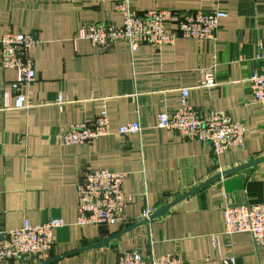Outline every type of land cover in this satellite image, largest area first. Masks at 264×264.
Instances as JSON below:
<instances>
[{
  "label": "crops",
  "instance_id": "crops-1",
  "mask_svg": "<svg viewBox=\"0 0 264 264\" xmlns=\"http://www.w3.org/2000/svg\"><path fill=\"white\" fill-rule=\"evenodd\" d=\"M117 1L0 0V39L13 31L41 40L31 50L37 77L24 86L23 109L15 108L17 72L3 67L0 49V227L63 222L52 252L32 264L55 257L47 264H116L128 250L183 264H225L231 256L234 264H264V245L251 234L222 235L227 205L264 202V160L251 164L264 158V110L246 80L264 67V0H133L140 11L225 10L215 42L179 36L162 52L148 45L132 52L125 42L102 49L81 38L86 22L122 23ZM203 68L214 69L217 86H201ZM182 88L203 113L242 121L247 147L217 155L208 142L157 128L160 112L180 106ZM103 110L111 134L62 142L67 128ZM134 121L142 134H118ZM95 169L126 174L122 188L133 200L124 224L77 223L79 183ZM146 207L169 208L136 225Z\"/></svg>",
  "mask_w": 264,
  "mask_h": 264
},
{
  "label": "built area",
  "instance_id": "built-area-1",
  "mask_svg": "<svg viewBox=\"0 0 264 264\" xmlns=\"http://www.w3.org/2000/svg\"><path fill=\"white\" fill-rule=\"evenodd\" d=\"M122 23L86 22L80 37L93 46L109 49L125 42L132 52L141 45H148L158 52L176 42L179 36L196 40H217L219 22L227 17L222 9H198L180 12L176 8L160 7L140 11L133 0H118L115 4ZM41 43L38 33L9 31L0 39L2 65L14 69L17 80L13 83L16 97L15 108L28 107L24 86L36 80L34 57L31 50ZM201 86L212 88L218 85L212 68L202 69ZM254 99L264 110V67L247 77ZM180 106L174 112L163 111L157 115L156 127L177 132L183 140L203 141L211 144L215 154L232 153L247 147L246 126L234 120L226 111L203 113L190 103V88L180 89ZM144 128L139 121L121 125L120 135L142 134ZM111 119L106 110L101 111L92 122L83 121L66 129L62 142L77 145L91 142L111 134ZM125 173L109 169L89 172L78 187V218L81 226L86 224H124L126 210L132 197L123 191ZM155 208L142 210L141 219L150 221ZM63 226L60 219L52 218L33 225L24 221L22 226L11 230L0 227V264L3 260L20 259L23 264H32L52 252L57 235L55 230ZM249 233L256 245H264V202L229 204L224 208V230L222 235L232 237ZM233 256L225 264H234ZM116 264H183L180 257L172 255L145 258L136 250L124 251Z\"/></svg>",
  "mask_w": 264,
  "mask_h": 264
},
{
  "label": "water",
  "instance_id": "water-1",
  "mask_svg": "<svg viewBox=\"0 0 264 264\" xmlns=\"http://www.w3.org/2000/svg\"><path fill=\"white\" fill-rule=\"evenodd\" d=\"M262 160H264V158L258 159V160H256V161L252 162L251 164H255V163H257V162H259V161H262ZM199 188H200V187H199ZM199 188H197V189H199ZM197 189L193 190L192 192L196 191ZM168 208H169V207H166V208H164V209H162V210H160V211L154 213V214L151 216V219H154V218L158 217L159 215H161L162 213H164ZM146 223H148V220L143 219V220H141V222H139V223L136 224V225H142V224H146ZM133 227H134V226H133ZM109 240H110V238L107 239V240H104V241H102V242L95 243V244L89 246V248L97 247V246H100V245H102V244H106V245H107V243H108ZM56 259H58V258H56V257H55V258H51V259H48V260L41 261V262H39V263H37V264H47V263L52 262V261H54V260H56Z\"/></svg>",
  "mask_w": 264,
  "mask_h": 264
}]
</instances>
